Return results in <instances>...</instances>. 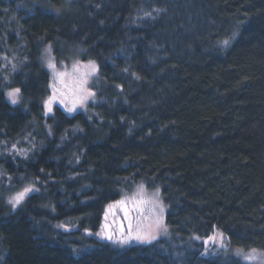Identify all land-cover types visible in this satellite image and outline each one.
I'll return each mask as SVG.
<instances>
[{
    "label": "trees",
    "instance_id": "trees-1",
    "mask_svg": "<svg viewBox=\"0 0 264 264\" xmlns=\"http://www.w3.org/2000/svg\"><path fill=\"white\" fill-rule=\"evenodd\" d=\"M47 48L98 65L84 113L46 114ZM0 152L38 189L0 194V264H246L236 249L264 250V0H0ZM134 185L159 189L168 232L114 248L95 233ZM214 233L226 247L204 250Z\"/></svg>",
    "mask_w": 264,
    "mask_h": 264
},
{
    "label": "snow or ice",
    "instance_id": "snow-or-ice-1",
    "mask_svg": "<svg viewBox=\"0 0 264 264\" xmlns=\"http://www.w3.org/2000/svg\"><path fill=\"white\" fill-rule=\"evenodd\" d=\"M156 11H160L157 9ZM146 16H151V13H145ZM243 22H237L235 30L231 32L230 35L226 36L224 39L220 40L218 43L222 48H228L231 46L232 42L237 39L239 36V29L242 26ZM50 69L54 72V81H57L61 84L64 83V79L69 75L68 72H56V64L53 62V60L48 61L47 65ZM15 67V66H13ZM81 67L80 62H77L73 64V84L74 87L71 90L73 99L71 100V106H68V104L65 103L64 99H59L57 96V87L56 83L50 84V87L52 88L53 95L50 96L47 100L44 101V107L46 109V114L52 111V104L59 100V103L65 104L66 110L69 113H72L77 110V107L83 108L84 105L88 102L89 99H94L95 92L91 91L88 87V81L93 76H95L98 73V65L95 61L89 60L86 65H83V67L86 69L84 72H80L79 69ZM65 88L68 86L65 84ZM20 88H14L11 89L7 96L12 104H17L20 101ZM63 95V93H61ZM15 145H13V149H15ZM23 152V150H18ZM141 190L143 189V185L140 186ZM38 189H35L33 186H26L23 188L22 191L17 192L14 196H12L9 199V204L13 209H15L18 205L21 204V202L24 200L25 196L32 192L37 191ZM122 203V202H117ZM138 204H151L153 206V220L148 225L143 224H137L135 228L132 226V224H129L128 226V233L127 235H123V229L121 228V235L116 236L114 232L108 231L107 225L101 226V231L96 232L95 235L100 237L101 239L109 240L113 243L120 244V245H127L132 243L133 241L139 242V243H146L151 244L153 241L157 240L158 237L162 234L167 233V228L164 225L163 222V212H164V206L162 205V202L159 200V189L156 190V192L153 193V197L149 200L141 199L137 201ZM112 206L110 205L109 208ZM159 209V213L157 214L155 212V209ZM108 213L105 212V218H107ZM87 231V230H86ZM91 235L92 233H88ZM217 237L219 238V246L220 247H226L224 245V235L223 233H217L213 236L208 237V240L205 241V244H208L209 241L217 242ZM196 239H199V237H196ZM236 257L242 259L246 264H264V250H258L256 248H251L247 252H245L243 249H236L235 250Z\"/></svg>",
    "mask_w": 264,
    "mask_h": 264
},
{
    "label": "rangeland",
    "instance_id": "rangeland-1",
    "mask_svg": "<svg viewBox=\"0 0 264 264\" xmlns=\"http://www.w3.org/2000/svg\"><path fill=\"white\" fill-rule=\"evenodd\" d=\"M43 51L44 52L42 53L41 62L43 63V65L46 68V70L48 72H50V74H51V82L50 83L51 84L52 83H56V87H57V90H58L57 91V96L59 97V99H64L65 103L68 104V106H71V100L74 98L73 95H72V91H71L73 89V87H74L73 78H74V75H75L73 73V64H75L77 62H80L81 67H80L79 71L82 73V72L86 71V69L83 67V65H86L89 60H87V61L86 60L85 61L81 60V58H80L81 53L79 51H73V53H71L72 50L62 48L61 49L62 56H61V58L58 61H56V60H54V56H53V54H52V52L50 51L49 48H47V49H45ZM50 59L53 60V62L56 64V72H65L66 71V72L69 73V75L64 79V83L63 84H61V83H59L57 81H54V72H53L52 69H50L47 66L48 65V61ZM97 75H98V73L95 76H93L91 79H89V81H88L87 87L91 91H93L92 90V85L96 82ZM65 84L68 86L67 88L64 87ZM8 92H6V96H7ZM61 93H63V95H61ZM52 95H53V92H52V88H51L50 96H52ZM7 99L10 102V104H12L11 101L9 100L8 96H7ZM94 99H95V97H94ZM94 99H89L88 102L84 105L83 108L77 107V110L72 112V113H69L66 110L65 104H61V103H59V100H57V101H55L52 104V111L49 112V114H51L53 112L55 107H59L63 111L64 114L70 115V116H72V115H74V114H76L78 112L84 113L86 108H87V105L89 103L93 102ZM17 104H13V105H17ZM15 146H16L15 149L20 147V145L19 146L15 145ZM11 149H12V151H8L7 153L8 154H12V156H13V155H15L16 150L13 149V146L11 147ZM13 150H15V152ZM17 153L20 155V153L22 154L23 152L19 151ZM0 154L3 155L4 153L0 152ZM18 179L20 180L21 183L24 184L21 187H19L20 184L17 185V182H19ZM18 179L12 180L4 172H2L0 170V194L2 195V198L5 200V204L9 205L10 207H11V205L9 204L8 201L17 192L22 191L23 188H25L26 186H33L35 189H37L36 185H34L32 183L24 182V179L22 177H20ZM140 186L141 185H134V186H131L129 190L123 189L120 192V194H119L118 200L111 205L112 206L111 208L107 207V209H106V212L108 213V215H107L108 219L109 218L114 219L115 217H119L121 219L123 235H127L129 224H132V226L134 228H135V226L137 224L148 225V224H150L152 222V220L154 218V216H153V206L151 204H138L137 201H139L141 199L149 200L150 198L153 197V193L156 192L157 189L156 190H149L147 187L143 186V189L141 190ZM35 192L36 191H32V192L28 193L25 196L24 200L26 199V197L28 195H30L32 193H35ZM159 200H160V202H162V205L164 206L163 222H164V225H165L164 217H165V215L167 213V208H165V205H164V202L162 200V197L160 196V192H159ZM117 202H122V203H117ZM20 205H18L16 208H18ZM124 208L126 210V214H124ZM113 211H115V213H113ZM155 212L158 214L159 213V209L156 208ZM106 222H107V220H106ZM106 222L104 221V223H106ZM66 230H69V229L66 228ZM109 231H112V232L116 231V224ZM215 234H217V233H214L213 235H215ZM166 235H167V233L166 234H162V235H160L158 237V239L159 238H163ZM96 238L98 240L102 241V242L110 244L114 248L115 247H117V248H126L128 246L147 245L146 243H139V242L133 241L130 244L122 246L120 244L113 243V242H111L109 240L101 239L98 236H96ZM157 240H155V241H157ZM155 241H153V242H155ZM205 241L206 240H204L203 244H202L204 250L213 251V250H215L214 248L220 247L219 246V238L218 237H217V242H215V243L212 242V241H209L208 244H205Z\"/></svg>",
    "mask_w": 264,
    "mask_h": 264
},
{
    "label": "flooded vegetation",
    "instance_id": "flooded-vegetation-1",
    "mask_svg": "<svg viewBox=\"0 0 264 264\" xmlns=\"http://www.w3.org/2000/svg\"><path fill=\"white\" fill-rule=\"evenodd\" d=\"M113 213H115V211H113ZM124 214H126V210H125V208H124ZM125 218V217H124ZM106 220H107V222H106ZM106 222V223H103V225H107L108 226V228H107V230L109 231L112 227H114L115 226V224H116V231H114V234L116 235V236H120L121 235V228H122V221H121V219L119 218V217H115L114 219H112V218H105L104 217V219H103V222Z\"/></svg>",
    "mask_w": 264,
    "mask_h": 264
}]
</instances>
